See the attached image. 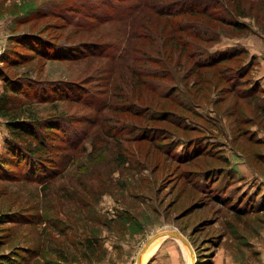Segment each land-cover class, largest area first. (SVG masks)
<instances>
[{"label": "rangeland", "instance_id": "obj_1", "mask_svg": "<svg viewBox=\"0 0 264 264\" xmlns=\"http://www.w3.org/2000/svg\"><path fill=\"white\" fill-rule=\"evenodd\" d=\"M102 1L0 0V96L9 97L0 155L8 119L63 115L81 132L78 147L56 137L57 147L43 149V177L26 180L12 164L1 172L0 264H87V253L100 254V226L123 230L126 221L144 232L128 238L138 247L164 228L182 234L192 255L180 238L164 236L181 245L182 264H264V0H229L247 29L196 17L217 37H191L187 52L179 45L186 34L173 28L181 17L144 6L118 19ZM42 38L87 43L85 56L24 48L40 40L42 49ZM231 47L242 50L217 66L196 62L197 50L205 58ZM57 80L94 95L37 99L46 93L38 87Z\"/></svg>", "mask_w": 264, "mask_h": 264}, {"label": "trees", "instance_id": "obj_2", "mask_svg": "<svg viewBox=\"0 0 264 264\" xmlns=\"http://www.w3.org/2000/svg\"><path fill=\"white\" fill-rule=\"evenodd\" d=\"M102 3L104 4V7L110 9L109 12L113 16H118V19L123 18L126 13L129 18H136V12L144 8V6L148 7L150 10L152 9V11H154V13L158 16H165L170 19L173 17H181L182 20L178 19L173 24V28H176L178 31H182L186 34V39L183 38L185 39V42L183 40L180 44L178 40L180 50H182V52H187L188 49L195 48L194 45H191V37L202 42H208L209 40H214L217 37L210 24L202 18V20H200L196 17H205L240 30L245 28L247 29V25L238 19L242 13H237L230 5L229 0H138L131 4L134 5L133 7H122L120 5H118V7L107 0H103ZM99 15L103 17L102 11ZM83 16L85 17L86 14H83ZM96 17L100 18L97 15ZM169 23V25H171L172 21L170 20ZM180 39H182V37ZM41 40L44 44L42 49H38L35 45L40 43V40L30 42V44L24 48L33 52L40 51L43 56L46 55L49 57H56L58 59H76L85 56L84 50L87 46L85 44L87 43H83L84 45H70L57 44L49 41L50 44H46L45 42L48 40L44 38ZM44 46L47 47L48 51L44 49ZM241 50V48L238 49L231 47L209 51L205 58H203L205 51L197 50L196 53H198L199 59H196V62L204 67H214L222 61L236 56L239 52H241ZM3 58V54H1L0 61H2ZM1 77L6 81L12 80L6 78L5 76L3 77L2 75ZM7 89L12 91L14 94L17 92L12 89L11 86H8ZM38 90L46 91L45 94L40 95L43 91L37 94V99L45 100H72L77 98L75 92H79L88 93V97L84 98V101H86L94 95L79 82L71 80L52 81L45 88L38 87ZM8 99L9 97L5 93L0 96V115L2 116H6L7 114L6 104ZM78 99L82 100L80 98ZM7 130L8 137L4 140V153L3 155H0V174L1 172H4L6 175V168L12 164L23 170L22 177L24 176L23 178H26V180L29 178L36 180V178L38 179L43 177L44 173L47 174L46 169H49V167L46 164L44 158L46 155L44 154L45 151L43 149H49L50 151L53 147H57V143L54 144V142L57 141L56 137H58L57 142H63L64 144H67L69 148L78 147V143L75 145L73 141L74 138H81L79 137L81 136L80 130L73 125V122L69 118H66L63 115H51L47 116L45 119L33 117L17 120L14 118L11 120L8 119ZM21 136L31 138L34 145L32 146L30 142L25 143L26 145L22 144V142L25 141L21 139ZM192 154L193 153H189V155ZM4 216L3 214H0V223L3 222ZM90 240L94 242L89 245L95 246V242H98L96 237L95 239H86V241Z\"/></svg>", "mask_w": 264, "mask_h": 264}, {"label": "crops", "instance_id": "obj_3", "mask_svg": "<svg viewBox=\"0 0 264 264\" xmlns=\"http://www.w3.org/2000/svg\"><path fill=\"white\" fill-rule=\"evenodd\" d=\"M100 229L101 231L97 234L99 236L100 254L97 256L96 254L88 255L87 253L86 259L89 258L87 264H131L132 261L135 264L138 254L140 255L152 242L144 250H142L143 245L138 247V245L131 243L128 240L129 237L131 238V236L139 234L142 235L144 232H141L142 229L134 231L132 224H128V221H126L123 230L104 226H100ZM162 230L168 229L164 228ZM168 238L172 237L168 236ZM166 239L163 236V240L158 243L157 247L145 259L143 264H182L179 260L178 253L179 249L182 251L181 245L177 241H167Z\"/></svg>", "mask_w": 264, "mask_h": 264}, {"label": "water", "instance_id": "obj_4", "mask_svg": "<svg viewBox=\"0 0 264 264\" xmlns=\"http://www.w3.org/2000/svg\"><path fill=\"white\" fill-rule=\"evenodd\" d=\"M166 233L169 235V236H172V237H180L181 239H183L184 241H186V239L182 236V234H180V233H178V232H176V231H166V230H162V231H160V232H155L153 235H151L148 239H147V241L145 242V244L143 245V247H142V250H144L147 246H148V244L151 242V241H153L156 237H158V236H162V235H166ZM186 243L188 244V242L186 241ZM188 246H189V250H190V252H191V254H193V251H192V247L188 244ZM139 257V256H138ZM138 257L136 258V261H135V264H141V263H139L138 262ZM191 264H194V260L192 259V263Z\"/></svg>", "mask_w": 264, "mask_h": 264}, {"label": "bare ground", "instance_id": "obj_5", "mask_svg": "<svg viewBox=\"0 0 264 264\" xmlns=\"http://www.w3.org/2000/svg\"><path fill=\"white\" fill-rule=\"evenodd\" d=\"M157 232H160V231H157ZM163 236H169V235L166 233V235H162V236H159V237H163ZM156 238H158V237H156ZM156 238H155V239H156ZM178 238H180V237H178ZM155 239H154V240H155ZM180 239H181V238H180ZM154 240H153V241H154ZM153 241H152V242H153ZM181 241L186 243V241H184L183 239H181ZM152 242H151V243H152ZM186 244H187V243H186ZM187 245H188V244H187ZM143 252H144V251H143ZM143 252H142V253H143ZM142 253H141V254L139 255V257H138V262H139V263H140V260H139V259H140V256L142 255ZM190 253H191V252H190ZM191 255H192V254H191Z\"/></svg>", "mask_w": 264, "mask_h": 264}]
</instances>
